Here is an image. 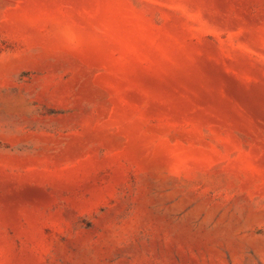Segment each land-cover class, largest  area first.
Returning a JSON list of instances; mask_svg holds the SVG:
<instances>
[{
	"label": "rangeland",
	"instance_id": "rangeland-1",
	"mask_svg": "<svg viewBox=\"0 0 264 264\" xmlns=\"http://www.w3.org/2000/svg\"><path fill=\"white\" fill-rule=\"evenodd\" d=\"M0 264H264V0H0Z\"/></svg>",
	"mask_w": 264,
	"mask_h": 264
}]
</instances>
